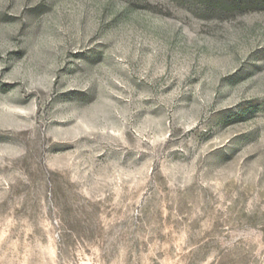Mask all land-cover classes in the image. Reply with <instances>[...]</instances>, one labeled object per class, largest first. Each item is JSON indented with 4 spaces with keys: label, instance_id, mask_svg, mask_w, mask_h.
I'll use <instances>...</instances> for the list:
<instances>
[{
    "label": "rangeland",
    "instance_id": "1",
    "mask_svg": "<svg viewBox=\"0 0 264 264\" xmlns=\"http://www.w3.org/2000/svg\"><path fill=\"white\" fill-rule=\"evenodd\" d=\"M0 264H264V0H0Z\"/></svg>",
    "mask_w": 264,
    "mask_h": 264
}]
</instances>
